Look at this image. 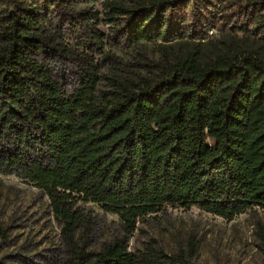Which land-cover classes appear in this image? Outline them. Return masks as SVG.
<instances>
[{
	"label": "trees",
	"instance_id": "1",
	"mask_svg": "<svg viewBox=\"0 0 264 264\" xmlns=\"http://www.w3.org/2000/svg\"><path fill=\"white\" fill-rule=\"evenodd\" d=\"M97 1L0 0V174L47 196L65 264H196L136 255L122 238L89 250L77 237L88 221L79 203L117 215L128 232L167 204L226 220L264 211V60L191 53L148 79L104 76L92 57L103 51L98 19L160 50L210 41L212 30L264 42V0H100V12L73 15Z\"/></svg>",
	"mask_w": 264,
	"mask_h": 264
},
{
	"label": "rangeland",
	"instance_id": "2",
	"mask_svg": "<svg viewBox=\"0 0 264 264\" xmlns=\"http://www.w3.org/2000/svg\"><path fill=\"white\" fill-rule=\"evenodd\" d=\"M101 8L99 0L92 8L77 6L72 13L88 15ZM89 17L95 22L94 15ZM61 18L68 20L66 15ZM67 20L63 22L65 30L73 32V20ZM96 30L104 36L103 51L96 48L92 57L101 65L104 76L115 73L148 79L158 75L162 64L183 60L191 53L201 61L212 60L217 54L248 52L264 60V42L240 32L212 30L210 41L183 40L160 50L152 42L129 43L120 28L102 17ZM105 83L102 79V86ZM79 205L85 209L88 221L77 237L89 250L122 238L136 255L161 250L168 256L183 255L196 264H264V211L258 208L226 220L196 206L167 204L137 219L135 228L128 232L117 215L104 211L100 205ZM0 228V264H65L61 224L53 217L47 196L15 176L0 174Z\"/></svg>",
	"mask_w": 264,
	"mask_h": 264
}]
</instances>
